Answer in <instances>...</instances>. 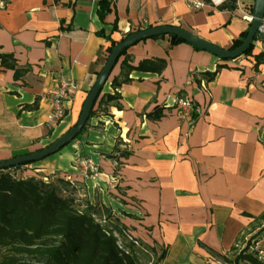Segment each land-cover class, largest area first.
<instances>
[{
  "label": "crops",
  "instance_id": "crops-1",
  "mask_svg": "<svg viewBox=\"0 0 264 264\" xmlns=\"http://www.w3.org/2000/svg\"><path fill=\"white\" fill-rule=\"evenodd\" d=\"M250 3L193 10L180 0H112L101 20L98 0H0V54L15 61L10 68L0 59V160L41 150L73 128L112 51L108 36L120 42L167 24L230 48L250 28ZM169 37L130 46L94 110L105 92L115 93L112 80L121 77L126 56L129 66L150 61L149 68L124 69L131 80L106 111L91 116L60 151L29 165L36 169H21L24 177L45 172L74 179L88 202L113 212L128 232L167 248L161 264H224L213 251L228 253L240 235L264 226V70ZM158 58L166 60L161 71L153 68ZM59 74L76 86L64 119L52 123ZM180 97L193 102L191 116L177 105ZM158 106L163 115L152 118ZM86 156L99 164L90 177L79 172ZM258 241L255 248L264 247Z\"/></svg>",
  "mask_w": 264,
  "mask_h": 264
},
{
  "label": "trees",
  "instance_id": "trees-1",
  "mask_svg": "<svg viewBox=\"0 0 264 264\" xmlns=\"http://www.w3.org/2000/svg\"><path fill=\"white\" fill-rule=\"evenodd\" d=\"M2 1L7 3L10 0ZM236 6L237 0H228L217 5L219 9L230 10H234ZM245 8L253 13L254 2ZM111 10L112 0H98L97 12L101 20H104ZM116 28L115 24L114 29ZM248 31L249 29L243 32L230 48L241 45ZM107 38L113 49L118 41L110 36ZM169 38L173 44L187 42L177 35H170ZM252 48L253 45L245 54L250 53ZM128 49H124L120 57L127 55ZM261 54L256 56L257 63L260 62L258 59ZM0 59L3 66L15 68L11 54L1 53ZM127 60L126 56L122 61L121 77L115 76L112 80L115 93L105 92L99 101V108L93 109L90 117L106 111L107 105L120 97L118 88L122 83L131 80L129 74L124 73V69L149 68L145 64L150 61H143L139 66L132 67L128 65ZM152 62L156 65L153 68L161 71L166 60L158 58ZM209 74L213 78L216 72ZM20 75L21 71L16 69L15 77ZM162 115L161 107L158 106L150 116L159 118ZM85 128L86 125L82 131ZM82 131L75 138H78ZM107 156L115 158L113 154ZM31 163L34 162L11 168H21ZM11 168L0 169V264H140L141 254L150 256V250L157 256V262L166 258L167 248H160L161 252L158 253L155 245L144 242L128 232L126 225L116 217L115 225L103 223L105 220L101 210L87 199L85 202L81 201L73 191L76 188L83 191L82 187L66 176L58 175L54 180L36 176L16 177L7 171ZM67 189L72 192L68 193ZM106 212L108 216L111 214ZM259 219L264 221V213ZM262 232L264 226L248 238L246 234L240 235L228 253L213 251V258L224 264H264L260 250L254 246Z\"/></svg>",
  "mask_w": 264,
  "mask_h": 264
},
{
  "label": "water",
  "instance_id": "water-1",
  "mask_svg": "<svg viewBox=\"0 0 264 264\" xmlns=\"http://www.w3.org/2000/svg\"><path fill=\"white\" fill-rule=\"evenodd\" d=\"M253 19L250 24V28L247 36L243 40L242 44L235 48H225L211 41L202 38L195 33L176 25H156L145 29L134 31L129 33L123 40L118 42V44L112 49L107 62L105 63L103 69L99 73L97 80L93 87L91 88L80 117L77 123L67 131L65 134L60 136L58 139L54 140L48 146L42 148L41 150L31 152L28 154L17 155L6 160H0V169L11 168L27 162H36L44 159L54 153L60 151L64 146L70 143L75 137L82 131L86 122L90 118L91 112L95 107L96 101L102 93L109 77L117 64V61L126 48H129L136 42L147 39L150 37L160 36V35H177L183 38L185 41L196 45L202 49H205L220 58L223 59H236L243 54H245L250 47L254 44L259 27L262 25V18L264 16V0H254L253 9Z\"/></svg>",
  "mask_w": 264,
  "mask_h": 264
},
{
  "label": "built area",
  "instance_id": "built-area-1",
  "mask_svg": "<svg viewBox=\"0 0 264 264\" xmlns=\"http://www.w3.org/2000/svg\"><path fill=\"white\" fill-rule=\"evenodd\" d=\"M185 2L193 10L204 8L209 3L216 6L228 0H180ZM239 3V0H237ZM245 17L251 23L253 19L252 13H246ZM262 25L259 27L256 38L254 40L253 48L250 53L243 54L240 58L238 65L241 67L246 66L252 62L254 65L257 64L261 68L264 63L258 64L256 62V56L264 53V16L262 18ZM245 55V56H244ZM75 80L65 75L59 74L56 79V87L52 91V108L49 115V121L52 123H58L64 119L66 115L65 101L71 96L73 89L75 88ZM177 105L180 107L184 115L191 116L194 109L193 102L185 97H180L177 100ZM99 170V164L94 161L90 156L84 157L79 162V172L85 177H90ZM47 178V177H45Z\"/></svg>",
  "mask_w": 264,
  "mask_h": 264
},
{
  "label": "rangeland",
  "instance_id": "rangeland-1",
  "mask_svg": "<svg viewBox=\"0 0 264 264\" xmlns=\"http://www.w3.org/2000/svg\"><path fill=\"white\" fill-rule=\"evenodd\" d=\"M244 2H246V1H248V0H243ZM252 2H254V0H252ZM248 4H246V6H247ZM245 56V55H244ZM259 56V55H258ZM261 57H260V59H258V61H260V62H258V64H261V63H264V53H262L261 55H260ZM257 61V60H256ZM255 65H257V64H255ZM263 70H264V66H263V68H262ZM263 72V71H262ZM35 163H37V162H34V163H31V164H35ZM31 164H28V166L27 167H29L31 170H34V169H36V167H32V166H29V165H31ZM27 167H25V168H27ZM7 171H9V172H11L12 174H14L16 177H24L23 176V170L21 169V168H11V169H7ZM39 174H40V176H36V177H39V178H43V179H45V180H54L55 179V175L54 176H52L53 174H47V175H45L46 173L45 172H39ZM56 174H60L59 172H56ZM58 176V175H57ZM45 177H47V178H45ZM67 179H69V180H71L72 182H76L74 179H72L71 177H67ZM76 185H78V183L76 182ZM79 186V185H78ZM68 190V189H67ZM69 192H72V191H69L68 190V193ZM74 192V194H76V196L79 198V199H81V201H83V202H85V200H86V197L84 196V194H83V191H81L79 188H76V190L75 191H73ZM101 213L103 214V219L105 220V222L104 221H102L103 223H107V224H113V225H115V222H116V220H115V216L113 215V212L108 216V213L106 212V211H102L101 210ZM113 216V217H112ZM102 219V220H103ZM260 230V229H259ZM255 231H258V229L257 230H255ZM251 234L249 233L248 235H247V237L248 236H250ZM264 232H262L261 233V235H260V237H259V239H260V241H263L264 240ZM122 239H123V237H122ZM123 241H124V239H123ZM264 242V241H263ZM254 244L256 245H254L255 247H257L258 245H259V241L258 242H254ZM258 249H260V254H261V256H262V258L264 259V247H262V248H258ZM150 250V249H149ZM262 250V251H261ZM157 251H158V253H160L161 252V249L160 248H157ZM150 256H148V255H143V254H141V257H140V261H139V263L140 264H155V263H159V264H161L162 262H157V256H155L154 254H153V251H151L150 250ZM234 256L235 255H233L232 256V258H234Z\"/></svg>",
  "mask_w": 264,
  "mask_h": 264
}]
</instances>
